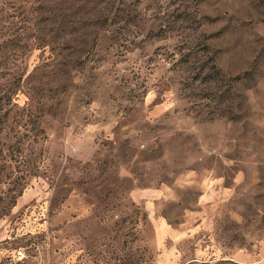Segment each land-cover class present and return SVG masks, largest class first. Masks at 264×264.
Instances as JSON below:
<instances>
[{"label": "rangeland", "instance_id": "374dc122", "mask_svg": "<svg viewBox=\"0 0 264 264\" xmlns=\"http://www.w3.org/2000/svg\"><path fill=\"white\" fill-rule=\"evenodd\" d=\"M0 264H264V0H0Z\"/></svg>", "mask_w": 264, "mask_h": 264}]
</instances>
